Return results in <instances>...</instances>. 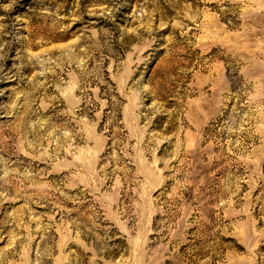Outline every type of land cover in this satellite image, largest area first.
I'll list each match as a JSON object with an SVG mask.
<instances>
[{"label":"rangeland","instance_id":"374dc122","mask_svg":"<svg viewBox=\"0 0 264 264\" xmlns=\"http://www.w3.org/2000/svg\"><path fill=\"white\" fill-rule=\"evenodd\" d=\"M0 264H264V0H0Z\"/></svg>","mask_w":264,"mask_h":264}]
</instances>
